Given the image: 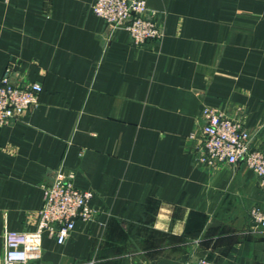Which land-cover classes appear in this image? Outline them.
<instances>
[{
	"label": "crops",
	"instance_id": "crops-1",
	"mask_svg": "<svg viewBox=\"0 0 264 264\" xmlns=\"http://www.w3.org/2000/svg\"><path fill=\"white\" fill-rule=\"evenodd\" d=\"M163 39L136 46L95 0H0V77L42 84L0 128V254L32 232L58 171L92 191L91 222L34 264H264V181L198 162L204 108L243 122L264 150V0H145Z\"/></svg>",
	"mask_w": 264,
	"mask_h": 264
},
{
	"label": "built area",
	"instance_id": "built-area-1",
	"mask_svg": "<svg viewBox=\"0 0 264 264\" xmlns=\"http://www.w3.org/2000/svg\"><path fill=\"white\" fill-rule=\"evenodd\" d=\"M93 12L114 30L123 28L136 46L163 39V25L149 16L145 0H95ZM42 84L25 82L19 74L6 72L0 77V128L22 121L40 105ZM204 125L199 163L217 166L245 164L264 181V150L252 146V133L241 121L226 117L215 108L202 111ZM75 172L58 171L45 185L44 205L38 212L36 230L19 235H8L0 264H34L43 259L45 234L62 245L71 236L76 221L86 223L95 219L96 211L90 206L92 191L75 187ZM250 216L257 226L264 228V205L251 208ZM82 264H96L94 259ZM186 264H216L200 258Z\"/></svg>",
	"mask_w": 264,
	"mask_h": 264
}]
</instances>
